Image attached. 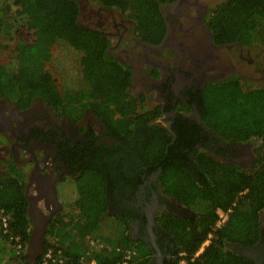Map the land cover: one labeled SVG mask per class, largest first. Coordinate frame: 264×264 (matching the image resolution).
<instances>
[{
  "label": "flooded vegetation",
  "instance_id": "af4514ba",
  "mask_svg": "<svg viewBox=\"0 0 264 264\" xmlns=\"http://www.w3.org/2000/svg\"><path fill=\"white\" fill-rule=\"evenodd\" d=\"M82 6L80 18L85 10L90 14L83 26L108 38L111 57L131 69L129 93L138 101L136 112L128 118L115 115L111 119L108 111L76 104L73 112L62 114L39 98L22 108L0 95V163L7 166L4 173L12 172L24 186L31 233L32 217L47 220L49 234L54 220L72 212V206H65L61 197L64 183H78V193L79 182L88 189L89 179V185L95 187L90 194L106 190L107 216L128 220L129 235L150 245L153 253L148 264H160L161 259L165 264L171 258L169 254L165 257L171 243L161 233L159 218L162 214L194 218L176 187L185 190L199 185L203 179L199 161L209 158L246 171L254 167L256 140H229L205 123L203 112L210 85L233 76L249 84L253 78L236 64L252 65L253 60L244 53L250 55L256 46L216 43L208 26L214 8L201 0H178L163 6L167 33L156 46L139 42L113 12L98 4ZM234 47L239 49L235 62ZM153 113L160 115L151 118ZM160 131L171 141L164 153L153 149ZM88 172L100 177L99 185H94L92 176L81 180ZM232 212H226L228 219ZM228 247L264 264L263 230L254 246Z\"/></svg>",
  "mask_w": 264,
  "mask_h": 264
},
{
  "label": "trees",
  "instance_id": "16d2710c",
  "mask_svg": "<svg viewBox=\"0 0 264 264\" xmlns=\"http://www.w3.org/2000/svg\"><path fill=\"white\" fill-rule=\"evenodd\" d=\"M177 1L96 0V4L120 15L139 42L156 46L167 33L162 8ZM82 11L80 0H0V40H12L17 35L16 21L20 17L34 34L50 37L69 52L68 56L74 53L76 59L72 66L61 68L62 86L52 73L36 72L28 59L0 64L1 97L22 108L39 98L62 114L73 112L76 104L108 111L111 119L115 115L128 118L136 112L138 101L129 93L131 69L111 57L108 38L80 23ZM208 26L218 44L264 47V0H227L212 10ZM26 46L19 39L16 51L22 52ZM68 56H63L60 63H68ZM245 88L236 76L210 85L203 117L206 124L231 141L256 140L254 167L246 171L239 166L227 168L209 158L199 161L203 171L199 185L186 186L185 190L176 187L194 218L165 214L159 218L161 233L173 246L169 245L165 252V257L171 255L165 264H258L228 247L254 246L264 231V84ZM158 135L160 140L153 149L164 153L171 141L164 131ZM105 191L79 194L72 205L76 214L70 212L51 223L45 250H61L69 264H82L81 258H88L89 242L96 240L110 248L92 252L98 264L123 262L124 253L117 247L136 254L128 264H148L153 253L150 245L129 235L128 220L107 216ZM230 209L233 212L227 223L218 227V212ZM27 210L23 184L11 172H0V211L9 218L10 233L20 236L25 248L31 236ZM207 241L209 244L205 245ZM17 262L32 264L25 255ZM41 262L42 257L33 264Z\"/></svg>",
  "mask_w": 264,
  "mask_h": 264
},
{
  "label": "rangeland",
  "instance_id": "374dc122",
  "mask_svg": "<svg viewBox=\"0 0 264 264\" xmlns=\"http://www.w3.org/2000/svg\"><path fill=\"white\" fill-rule=\"evenodd\" d=\"M81 3H86L90 6H96V0H80ZM203 3L208 4L210 8H215L218 5L222 4L223 2L227 0H201ZM89 10V9H88ZM15 11V8L14 10ZM170 12V11H169ZM112 12H110L111 14ZM83 18H80V23L83 25H86L85 20H88L89 12L86 10L84 11ZM113 15L117 16V20H120L121 16L117 13L113 12ZM16 24L18 26V33L17 35L12 39H1L0 40V64L9 65L13 64L18 60L21 59H28L32 62L33 68L38 73H43L45 71L50 72L53 74L54 78L58 81L59 85L62 84L63 81V69L67 66H72L74 63L73 60H76L73 56L74 53L70 54L68 56V51L64 49V47L58 45L54 42L50 37L47 36H37L34 34L33 30L29 29V27L26 24V21L22 18L18 17ZM198 34V32H197ZM19 39L23 40L26 43V48L22 52L16 51V45L19 42ZM234 53H233V60L235 62V55L238 56L239 49H236L234 47ZM68 56L69 62L68 63H60V60L63 56ZM245 57H248V59H252L254 63L252 65L241 62L239 65L240 70L243 72L245 71L249 76H251L253 79L250 82H254V84H251L249 82L243 83L242 85L244 87L250 85V87H260L264 84V80L262 77H264V47L262 46H256L251 49L250 55H246L244 53ZM60 63V67H58V64ZM62 86V85H61ZM249 87V86H248ZM2 158V153L0 152V160ZM6 165L0 163V172L3 173V170H6ZM10 172V171H9ZM13 175V173L11 172ZM87 176H92L94 179L93 183L94 185H99V179L98 175L95 174V172H88L85 177L83 176L81 180H86ZM14 177V176H13ZM100 178V177H99ZM71 182V181H70ZM64 183L62 185V191H61V197L62 200L65 202V206H72L76 203L77 199L79 198V194L86 192V194L90 193L92 190H95L94 186L89 185V179L87 180V188L85 189V186L79 182V192L77 191V184L78 183ZM76 185V186H75ZM68 207V208H69ZM70 209V208H69ZM70 211V210H69ZM27 251V250H26ZM10 256V251L5 250L4 244L0 238V264H16L14 260L8 259ZM10 260V261H9Z\"/></svg>",
  "mask_w": 264,
  "mask_h": 264
},
{
  "label": "built area",
  "instance_id": "2783aa9c",
  "mask_svg": "<svg viewBox=\"0 0 264 264\" xmlns=\"http://www.w3.org/2000/svg\"><path fill=\"white\" fill-rule=\"evenodd\" d=\"M218 214H219L220 220L218 221L217 226L222 227L227 222L228 215L226 212H222V211H219ZM0 221H1L0 238L4 244L5 250L10 251V256L8 259L14 260L15 262H17L23 255H26L28 251V247L25 248V245L20 236H16L10 233L9 218L5 216V213L3 211H0ZM208 244H209L208 242L205 243V245H208ZM204 246L202 247L200 252L204 250ZM102 249H110V248L103 242L91 240L89 242V251L86 253V256H88V258L83 256L80 260L81 263L82 264H98L94 259L89 258V255H90L89 252L92 253L93 251L102 250ZM116 249L117 251L124 253L123 262L119 264H128L129 263L128 261L133 256L136 255L129 250H122L119 247H117ZM41 257H42L41 264H69V262L67 261V258L64 257L62 251L55 250L54 248H49L47 251L45 250V252L43 253ZM31 263L33 264L34 262H31Z\"/></svg>",
  "mask_w": 264,
  "mask_h": 264
},
{
  "label": "water",
  "instance_id": "95a60500",
  "mask_svg": "<svg viewBox=\"0 0 264 264\" xmlns=\"http://www.w3.org/2000/svg\"><path fill=\"white\" fill-rule=\"evenodd\" d=\"M32 222L34 228L28 241V251L25 257L30 260V262H36L45 252L48 221L32 217ZM156 249L160 256L161 251L159 247H156ZM160 264H164L163 259L160 260Z\"/></svg>",
  "mask_w": 264,
  "mask_h": 264
},
{
  "label": "crops",
  "instance_id": "0c3cea01",
  "mask_svg": "<svg viewBox=\"0 0 264 264\" xmlns=\"http://www.w3.org/2000/svg\"><path fill=\"white\" fill-rule=\"evenodd\" d=\"M88 251H89V250H88ZM89 254H90V255H89V258H90V259H93L92 256H91L93 253L89 252ZM94 260H95V259H94ZM95 261H96V260H95ZM96 262H97V261H96Z\"/></svg>",
  "mask_w": 264,
  "mask_h": 264
}]
</instances>
